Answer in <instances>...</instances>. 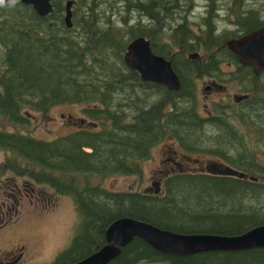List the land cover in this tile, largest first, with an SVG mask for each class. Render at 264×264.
<instances>
[{
    "label": "trees",
    "instance_id": "trees-1",
    "mask_svg": "<svg viewBox=\"0 0 264 264\" xmlns=\"http://www.w3.org/2000/svg\"><path fill=\"white\" fill-rule=\"evenodd\" d=\"M66 1L51 0L53 11L46 16L20 0L15 7H0V119L26 127L28 112L46 114L55 105L79 103L95 124L50 140L0 128L6 170L73 200L78 221L72 239L49 264H68L93 253L105 243L107 226L123 216L183 233L235 235L264 224V165L258 153L246 152L242 136L229 123L213 119L216 132L201 133L208 122L197 113L194 84L188 80L216 71L222 61L208 55L191 59L188 53L203 45L209 54L226 36L212 35L215 25L209 21L201 35L191 30L184 16L192 0H74L71 28L64 22ZM166 34L169 41L163 42ZM138 36L171 60L178 91L142 80L125 63L126 47ZM246 90H252L258 106L248 100L232 114L245 134L264 146V97L258 93L264 89ZM166 135L184 151L210 153L247 176L176 171L146 191L93 183L95 177L140 174V161ZM141 261L264 264V247L172 255L136 237L108 264Z\"/></svg>",
    "mask_w": 264,
    "mask_h": 264
},
{
    "label": "rangeland",
    "instance_id": "rangeland-1",
    "mask_svg": "<svg viewBox=\"0 0 264 264\" xmlns=\"http://www.w3.org/2000/svg\"><path fill=\"white\" fill-rule=\"evenodd\" d=\"M233 2L235 4L243 3V8L245 10L253 9L264 11V0H218V3H215L216 5L214 6H218V14H223L222 18L217 16L216 19L210 18L209 20V22H212L217 27V30L222 31L226 28H232V25L226 19V12L229 11L226 8L235 5ZM204 4L205 0H192L191 11H189V9L184 16V21L191 27V30L200 35V28L203 27V23H205V19L201 17L205 9ZM224 15L225 17H223ZM118 17V14H116L115 18L118 19ZM169 38V34H166L162 37V41H169ZM205 49L203 45L197 48V51L201 53L203 58H205L208 53ZM218 65L216 71H212V73H205L194 78L188 77V80H192L194 84L197 113L203 118L209 114L216 116L221 115L220 119L229 123L234 129L236 128L237 131L235 135L240 134L242 136V143L243 147L246 148V152L258 153L257 160L260 164L264 165V146H257L255 144V137L247 136L245 130L242 129L243 126L240 123L232 122L230 118L232 117L231 115H234L232 113L237 106L234 105V101L232 100L233 95L239 94L247 88L251 89L255 85L262 88V85H264V78L262 77L259 79L260 81H257L249 79L246 74L228 73L227 71L230 70L231 67L228 66L225 61H220ZM213 76L220 78L218 80L225 83L226 88L224 91L213 90V92L207 93L208 90L205 87L209 84ZM206 94H208L207 97L205 96ZM261 96L264 97V94ZM230 103H232V106ZM225 105L229 106L226 107ZM84 107V104L79 103L59 104L53 106L46 114L28 112L30 123L26 127L16 128L7 123L5 119H0V128L24 132L39 139L50 140L70 131L77 130V128H93L95 125L90 122L92 119L83 112ZM168 109L169 108H166L167 111ZM212 124L213 123L208 122L201 133L204 135L214 134L216 132V127L214 124L212 126ZM98 127L99 126H97V128ZM184 152L190 154L192 157H198L203 164L207 160H209V162H223L222 159L210 153L186 152L181 148L178 140L166 135L158 144L151 148L150 156L140 161V174H115L106 177H95L92 181L93 183H99L111 190L142 191L150 185L151 181H153L150 185L151 187L154 184L158 185L169 173L178 171L176 165L168 162L171 156L178 159L180 154ZM4 157V151L0 149V183L9 184L13 182L12 177H10L13 174L10 172V169L6 170L3 167ZM193 163L191 162L190 165H193ZM171 167L174 168L173 171L164 172L165 169ZM187 170L193 171L188 168L182 169L181 171L185 172ZM35 184L37 185L36 190L41 191L42 196L47 197L49 200L52 199L50 205L45 206V201L41 203L36 199H34V203L32 204L28 200V196L25 195V197H21L20 209L16 216H13L0 230V253L6 250L11 251L17 249V247L23 244L24 259L22 264H49L69 245L78 217L71 196L58 195L47 185ZM28 185L31 186V183H28ZM1 189L0 187V194ZM3 234L5 236L1 238ZM137 264L164 263H146L141 261Z\"/></svg>",
    "mask_w": 264,
    "mask_h": 264
},
{
    "label": "water",
    "instance_id": "water-1",
    "mask_svg": "<svg viewBox=\"0 0 264 264\" xmlns=\"http://www.w3.org/2000/svg\"><path fill=\"white\" fill-rule=\"evenodd\" d=\"M31 5L37 14L46 16L53 11L51 0H20ZM74 0L64 4V22L72 27V5ZM228 48L236 53L240 63L253 67L255 72L264 69V27L227 41ZM191 59H199L198 52L188 53ZM123 59L129 68L136 70L144 81L165 86L178 91L180 80L174 71L171 60L156 54L151 42L138 36L126 47ZM246 96H236L239 100ZM95 125V124H93ZM210 173L245 178L244 172L220 162H211L206 167ZM255 179V177H251ZM141 238L154 249L172 255H189L213 250H243L264 247V224L255 226L235 235L206 232L183 233L160 228L145 220L123 216L112 221L105 230V243L93 253L71 264H108L121 252V248L133 238Z\"/></svg>",
    "mask_w": 264,
    "mask_h": 264
},
{
    "label": "flooded vegetation",
    "instance_id": "flooded-vegetation-1",
    "mask_svg": "<svg viewBox=\"0 0 264 264\" xmlns=\"http://www.w3.org/2000/svg\"><path fill=\"white\" fill-rule=\"evenodd\" d=\"M211 1L212 0H205V4H204L205 9L201 16L205 19V23L203 24H206V22L209 21L210 18L216 19L217 16L222 18L223 14L222 15L221 13L218 14V11H219V9H217L218 6L215 7L214 4L211 3ZM214 2L218 3V0H215ZM235 5H232L231 7L226 8L229 10L228 12H226V19L228 22H230V24L232 25V28H226L220 31V30H217V27L215 26L214 31L212 33V35H216V36H219V35L226 36V40L224 44L220 47H215L212 50V52H210L207 55L209 57L213 56V57L220 58L222 61H225L226 64L231 67V69L227 71L228 73L246 74L249 79L260 81L259 80L260 78L262 77L264 78V69L258 72H255L253 70V67L240 63L237 58L236 53H234L228 48L227 41L229 39L238 38L242 35L250 33L251 31H254L260 27H264V11H257L253 9L245 10L243 8L244 6L243 3L235 4ZM223 17H225V15ZM226 59H230V60L226 61ZM218 79L220 78L216 76L211 77V81H209V84L205 87L208 90L207 93L213 92V90L215 91L225 90L226 88L225 83ZM255 87H258V86L255 85L252 88H255ZM261 89H264V85H262ZM258 93L260 94V96L264 94L263 91H259ZM207 95L208 94H206L205 96L207 97ZM252 95H253L252 90L251 91L245 90V91H241V93L239 94H234L232 97V100L234 101L235 106L236 105L243 106V105H246V101L252 99ZM236 96H246V97L241 98L239 100H235ZM257 103L258 102H256L255 99H252L250 102V105L252 107L258 106ZM230 105L232 106V103H230ZM225 106L227 107L229 105H225ZM231 116L232 117L230 118L232 122L239 123V120L237 119V117H235L234 115H231ZM220 117L221 115L216 116V115L209 114L205 118L201 117V119L204 122H210V123L214 122L213 119L214 120L217 119L219 125L227 123L226 121L220 119ZM222 161L223 162L221 161L219 162L231 166L229 163H227L223 159ZM191 162L192 163L194 162L193 165H190ZM211 162H216V161H211ZM211 162L207 160L203 164L202 161L198 157H194V156L192 157L190 156V154L184 152L180 154L178 159L173 158V156H171L170 161L168 163H172L176 165V167L178 168V171L188 168V169H192L193 171L196 169L200 172L209 173L206 170V167ZM173 170L174 168L171 167L169 169H165L164 172H169ZM12 174L13 175L10 177H12L13 182L9 184L0 183V187L2 188L1 194H0V230L3 228L5 224H7L9 220L12 219L13 216H16L17 212L20 209L19 205L22 201L21 197H25V195L28 196L29 197L28 200L32 204L34 203V199H36L38 202H41V203L45 201L46 202L45 206L50 205L51 200H52V199L49 200L47 199V197L42 196V192L36 190L37 185L33 183L34 182L33 180L29 179L26 176L20 175V174H16V173H12ZM213 175H218V174H213ZM30 180L33 182H31ZM28 183H31V186H29ZM152 183L153 181H151L150 185ZM150 185L147 186L144 190L145 191L152 190V187ZM41 207L44 208L43 206ZM3 236L5 235L3 234L1 238H3ZM23 255H24V250H23V244H22L21 246L17 247V249H13L11 251L6 250L4 252H1L0 253V264H22V261L24 259ZM161 263H164V262H161ZM68 264H71V263H68Z\"/></svg>",
    "mask_w": 264,
    "mask_h": 264
},
{
    "label": "clouds",
    "instance_id": "clouds-1",
    "mask_svg": "<svg viewBox=\"0 0 264 264\" xmlns=\"http://www.w3.org/2000/svg\"><path fill=\"white\" fill-rule=\"evenodd\" d=\"M18 0H0V7H15Z\"/></svg>",
    "mask_w": 264,
    "mask_h": 264
}]
</instances>
